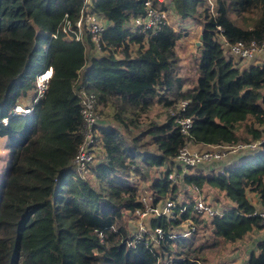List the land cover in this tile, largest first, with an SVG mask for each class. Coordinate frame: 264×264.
<instances>
[{
	"label": "trees",
	"instance_id": "obj_1",
	"mask_svg": "<svg viewBox=\"0 0 264 264\" xmlns=\"http://www.w3.org/2000/svg\"><path fill=\"white\" fill-rule=\"evenodd\" d=\"M145 1L93 0L95 12L111 23L110 43L121 45ZM154 3L201 25L199 56L188 65L195 80L181 73L179 44L190 33L174 22L132 38L122 52L89 53L62 32L67 20L79 19L83 0H0V118L10 119L0 123L10 153L0 173V264H207L208 251L218 244L232 245L264 229L249 196L254 193L264 210V142L206 162L209 169L187 170L177 161L190 143L237 145L264 138V60L248 59L242 66L223 41L262 43L264 0H215L213 10L208 0ZM50 66L49 88L33 113L11 115ZM80 82L95 95L101 117L87 178L75 163L85 138L75 88ZM182 101H188L185 109ZM187 117L193 119L188 134L178 121ZM144 190L157 201L172 199L175 218L150 216L149 230L155 234L162 227L168 237L130 245ZM198 191L218 209L213 217L195 209ZM187 220L197 228L192 235L169 236ZM247 264H264V241Z\"/></svg>",
	"mask_w": 264,
	"mask_h": 264
},
{
	"label": "built area",
	"instance_id": "obj_2",
	"mask_svg": "<svg viewBox=\"0 0 264 264\" xmlns=\"http://www.w3.org/2000/svg\"><path fill=\"white\" fill-rule=\"evenodd\" d=\"M155 0H146L144 5V12L134 16L128 24V36L121 43L120 46L110 43L106 39V32L110 26V21L94 10L93 0H83V6L79 19L72 23L67 20L62 27L63 38L68 41H78L86 46L87 50L95 52H104L106 50H115L122 52L126 44L131 42L134 37L147 36L150 32L156 33L165 24L170 23L169 12L154 3ZM203 32V31H202ZM56 36V34H52ZM225 48L228 54L235 56L240 60H248L256 55L263 54L264 56V41L262 43L238 41L234 44L229 43L223 39ZM90 45L92 50H90ZM84 70V69H83ZM82 70V72H83ZM53 75V68L50 66L40 72L36 77V87L34 92L30 94L26 102L15 105L14 114L31 115L34 107L44 96L49 88V83ZM75 88L80 97L81 112L84 120V135L85 138L80 145L79 151L75 157V163L82 178H85L89 172V164L92 163L96 157V148L98 143L97 126L100 124L101 117L97 110V101L94 94L89 93L85 85L80 82ZM181 107L183 109L188 105V101H182ZM13 113V112H12ZM2 119L8 120V117ZM182 126V131L186 134L193 124V119L190 117L178 120ZM264 142V138L257 142L239 143L237 145H209L197 147L195 144H187L180 149L177 161L188 169L197 168L206 162L223 161L227 157L237 154L238 152H246L248 150H256L259 145ZM169 178L176 181L177 174L170 173ZM196 199L194 207L203 215L213 217L218 213V209L207 203L201 193H195ZM140 206L135 210L132 223L135 230L132 233V238L128 242L130 245H135L139 242H144L145 245L150 243V237L153 236L158 243L162 242L168 237L167 232L162 227H156L155 234L151 232L147 226V220L150 216L164 217L170 215L175 218V202L172 199L165 201H157L155 195L148 190H144L140 197ZM253 214H258L262 218L264 224V210H255ZM196 226L191 220H187L182 224V228L173 232L170 237L181 238L192 235L196 231ZM101 240L104 241V231L100 232Z\"/></svg>",
	"mask_w": 264,
	"mask_h": 264
},
{
	"label": "rangeland",
	"instance_id": "obj_3",
	"mask_svg": "<svg viewBox=\"0 0 264 264\" xmlns=\"http://www.w3.org/2000/svg\"><path fill=\"white\" fill-rule=\"evenodd\" d=\"M209 5L211 6V9L213 10L215 7V0H208ZM204 5V4H201ZM170 23L174 22V27L177 28L178 30H183L187 29L190 33V35L179 44V51L183 56L184 62L182 66L181 73L183 76L187 77L190 81L195 80L196 75L193 69L189 68V61L193 59L196 56H199L198 54V47L196 46V41H199V37L202 34V27L201 25H197L195 20H182L178 16H169ZM196 39V40H195ZM195 43V44H194ZM46 44L45 42L42 43L40 50H45L46 49ZM249 60L243 61L241 64L242 66H245L248 64ZM192 62V61H191ZM82 74V72H81ZM190 83V82H189ZM187 83V86L190 84ZM34 91H32L30 94H32ZM30 96V95H29ZM29 96L25 97V99L21 100L17 104H22L27 101ZM28 102V101H27ZM15 108V106L13 107ZM13 112V113H12ZM15 110L11 109L10 114L11 115H17L14 114ZM164 119V115L159 117V121ZM10 121L9 117L8 120L0 118V123H3L4 125L8 124ZM98 150V149H97ZM97 152V151H96ZM10 155L9 153V146L7 143L6 138L0 137V173L3 169V166L8 167V164L10 162V159L8 158ZM88 175L85 177L87 178L90 176V171L87 173ZM231 245V244H230ZM232 248L230 247L227 243H220L218 244L215 248L211 249L208 251V263L207 264H227L228 260H230L229 256L233 253Z\"/></svg>",
	"mask_w": 264,
	"mask_h": 264
},
{
	"label": "crops",
	"instance_id": "obj_4",
	"mask_svg": "<svg viewBox=\"0 0 264 264\" xmlns=\"http://www.w3.org/2000/svg\"><path fill=\"white\" fill-rule=\"evenodd\" d=\"M196 40V39H195ZM251 61L257 60V62H261L264 60L263 54L256 55L254 58L250 59ZM197 147H203L197 145ZM215 162V161H214ZM212 162H210L211 164ZM200 168H207L206 163L201 164ZM253 203L257 206L256 210H262L261 206H258V198L254 193L249 194ZM264 241V229L254 231L250 234L246 239L238 241L235 244L229 246L232 248V254L229 256L230 260H228L227 264H247L248 256L253 250H257L258 245ZM201 264V263H200Z\"/></svg>",
	"mask_w": 264,
	"mask_h": 264
},
{
	"label": "water",
	"instance_id": "obj_5",
	"mask_svg": "<svg viewBox=\"0 0 264 264\" xmlns=\"http://www.w3.org/2000/svg\"><path fill=\"white\" fill-rule=\"evenodd\" d=\"M201 45V41H196V46L199 47Z\"/></svg>",
	"mask_w": 264,
	"mask_h": 264
}]
</instances>
